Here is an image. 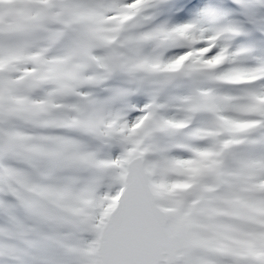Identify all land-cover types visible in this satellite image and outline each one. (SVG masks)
I'll use <instances>...</instances> for the list:
<instances>
[{
	"label": "snow or ice",
	"instance_id": "obj_1",
	"mask_svg": "<svg viewBox=\"0 0 264 264\" xmlns=\"http://www.w3.org/2000/svg\"><path fill=\"white\" fill-rule=\"evenodd\" d=\"M0 264H264V0H0Z\"/></svg>",
	"mask_w": 264,
	"mask_h": 264
}]
</instances>
